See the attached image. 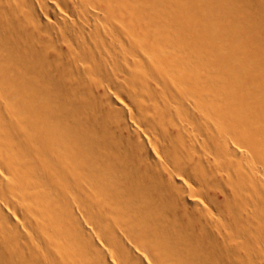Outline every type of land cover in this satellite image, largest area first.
Here are the masks:
<instances>
[{
  "label": "bare ground",
  "instance_id": "6f19581e",
  "mask_svg": "<svg viewBox=\"0 0 264 264\" xmlns=\"http://www.w3.org/2000/svg\"><path fill=\"white\" fill-rule=\"evenodd\" d=\"M0 264H264V0H0Z\"/></svg>",
  "mask_w": 264,
  "mask_h": 264
}]
</instances>
